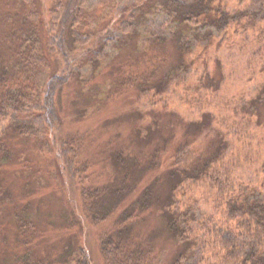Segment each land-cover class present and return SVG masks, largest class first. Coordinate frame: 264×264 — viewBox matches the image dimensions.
<instances>
[{
	"label": "trees",
	"instance_id": "1",
	"mask_svg": "<svg viewBox=\"0 0 264 264\" xmlns=\"http://www.w3.org/2000/svg\"><path fill=\"white\" fill-rule=\"evenodd\" d=\"M73 1L63 9L62 1L54 0L53 6L43 10L37 0L11 1L16 5V13L5 16L9 25L6 29L0 27V166L10 159H16L21 166L27 157L19 154L15 157L16 138L33 139L35 151L55 157L56 171L63 183L66 175L79 180L81 217L72 209L69 215L72 228L81 231L82 218L100 224L117 213L113 225L99 239L105 264H204L206 250L195 233L199 216L191 208H182L177 194L183 187L206 179L225 192L228 218L242 217L248 221L246 225H237L235 230L230 227L218 230L221 246L218 264H264V185L249 188L241 185L236 190L230 176L218 170L230 152L229 142L222 134L217 133L201 149L193 146L199 131L210 124V120H203L208 115L190 123L182 121L186 137L193 135V138L174 148L171 161L164 168L157 155L160 148L151 158L128 151L125 146L111 149L109 177L101 178L96 185L89 182L93 164L81 157L83 138L77 135L65 139L61 133V94L71 83L81 84L83 77L86 80L81 75L86 64L90 65V73L86 74L90 78L107 70L110 76L117 72V78L105 81L113 90L137 85L140 95L147 89L162 91L175 78L190 71L189 53L224 34L232 22L248 11L231 12L214 0H139L116 27L121 29L120 36L110 30L93 40L88 22L82 21ZM158 15L162 21L155 23L148 47L154 50L155 66L137 74L128 71L121 75V62L126 59L119 52L130 44L128 39L141 37L137 43L141 42L151 31L146 29L147 22ZM90 42H94L93 46L87 47V55H83L76 44L83 50ZM110 92L100 88L94 96L102 102ZM248 103L247 110L261 119L264 88ZM151 138L150 132L133 137L138 145V141L148 142ZM131 196L134 198L129 201ZM27 208L28 204L21 206L25 213L19 212L18 216L23 224L15 225L22 247L16 258L18 264H92L77 238L62 239L60 247L42 246L39 228L30 225ZM152 217H158V225L147 229L139 225ZM161 236L163 247L171 248L163 261L156 241Z\"/></svg>",
	"mask_w": 264,
	"mask_h": 264
},
{
	"label": "rangeland",
	"instance_id": "2",
	"mask_svg": "<svg viewBox=\"0 0 264 264\" xmlns=\"http://www.w3.org/2000/svg\"><path fill=\"white\" fill-rule=\"evenodd\" d=\"M11 1L0 0V27L3 29L9 26L5 16L16 13V5L13 6ZM37 1L42 10L54 4V0ZM61 1L63 9H66L70 0ZM74 1L78 12H81L82 21L88 22L92 30L93 40L100 33L110 30L120 36L121 29L116 27L121 19L126 18L128 11L139 3V0ZM214 3H220L231 12L248 11L249 15L247 13L235 20L224 34L189 53L187 60L191 63L190 71L175 78L168 88L162 91L147 89L141 95L137 85L113 90L105 81L117 78V72L110 76L107 70L90 78L86 75L90 73V65L86 64L81 68V75L86 76V80L83 77L81 84L73 82L62 92L61 133L65 139L77 135L83 138L81 157L88 158L93 164L90 184L96 185L101 178L109 177L110 150L119 147L125 146L128 151H135L144 158L153 157L160 148L157 155L163 163L162 167L168 166L174 148L193 138V135L186 137L184 122L197 121L208 115L209 119L206 116L203 120H210V124L199 131L193 146L201 149L217 133L222 134L229 142L230 152L218 165V170L230 176L236 190L241 185L263 187L264 105L259 109L261 119L246 107L248 101L264 88V0H214ZM161 21L162 16L158 15L147 22L149 28L146 29L151 31L143 36L141 42L137 43L138 37L128 39L130 44L119 52L126 59L121 62V75L125 76L128 71L137 74L139 70L153 69L154 50L148 48L152 42L150 34L154 32L155 23ZM92 44L85 45L83 50L80 45L76 46L83 55H87L86 48ZM106 61L109 63L108 58ZM100 88L105 93L112 90L102 102L94 96ZM140 132H150L152 138L148 142L138 141V145L133 137ZM14 146L15 157L19 154L27 159L22 162V167L16 159H10L8 164L0 166V264H18L16 258L22 247L15 225L23 224L19 221L18 213L24 214L25 210L20 208L27 204L30 225L39 228L42 246L60 247L62 239L77 238L75 240L85 248L92 264H105L99 239L101 233L113 225L117 213L100 224L82 218L84 224L81 231L72 228L69 222L72 209L79 219L81 217L79 180L66 175V183H63L56 171L55 157L35 151L33 139L16 138ZM133 198L131 196L128 200ZM226 199L225 192L212 186L206 179L183 187L177 194L180 206L197 211L199 216L195 222V233L206 250L204 264L219 262L221 246L217 232L220 228L235 230L237 225L248 222L242 217L234 220L228 218ZM158 224V217L139 223L144 225V229ZM156 241L159 242L157 250L163 261L171 248L163 247L164 236Z\"/></svg>",
	"mask_w": 264,
	"mask_h": 264
}]
</instances>
